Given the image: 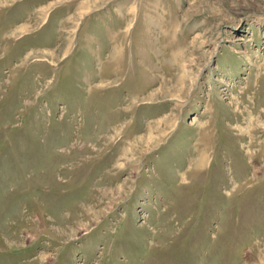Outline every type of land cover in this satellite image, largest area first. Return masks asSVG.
<instances>
[{
    "label": "rangeland",
    "instance_id": "obj_1",
    "mask_svg": "<svg viewBox=\"0 0 264 264\" xmlns=\"http://www.w3.org/2000/svg\"><path fill=\"white\" fill-rule=\"evenodd\" d=\"M0 264H264V0H0Z\"/></svg>",
    "mask_w": 264,
    "mask_h": 264
},
{
    "label": "bare ground",
    "instance_id": "obj_2",
    "mask_svg": "<svg viewBox=\"0 0 264 264\" xmlns=\"http://www.w3.org/2000/svg\"><path fill=\"white\" fill-rule=\"evenodd\" d=\"M185 90V89H184ZM181 94V93H180ZM182 97V96H181ZM160 128V127H159ZM151 136V135H150ZM153 139V138H152ZM156 139V138H155Z\"/></svg>",
    "mask_w": 264,
    "mask_h": 264
}]
</instances>
